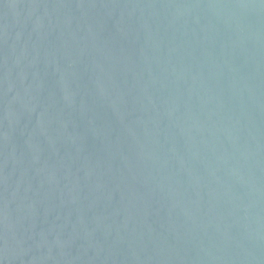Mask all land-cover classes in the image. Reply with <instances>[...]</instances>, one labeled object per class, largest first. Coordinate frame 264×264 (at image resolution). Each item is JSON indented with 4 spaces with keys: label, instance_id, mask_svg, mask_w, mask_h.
<instances>
[{
    "label": "water",
    "instance_id": "water-1",
    "mask_svg": "<svg viewBox=\"0 0 264 264\" xmlns=\"http://www.w3.org/2000/svg\"><path fill=\"white\" fill-rule=\"evenodd\" d=\"M0 264H264V0H0Z\"/></svg>",
    "mask_w": 264,
    "mask_h": 264
}]
</instances>
